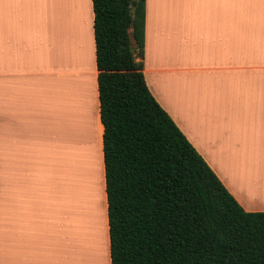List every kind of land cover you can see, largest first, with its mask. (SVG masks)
Returning a JSON list of instances; mask_svg holds the SVG:
<instances>
[{
  "label": "crops",
  "instance_id": "1",
  "mask_svg": "<svg viewBox=\"0 0 264 264\" xmlns=\"http://www.w3.org/2000/svg\"><path fill=\"white\" fill-rule=\"evenodd\" d=\"M88 1L85 27V13L77 9L70 26L64 1L56 0L60 19L44 30L35 14L43 0H0V264L60 263L50 251L53 226L37 221L36 207H21L17 216L5 200L8 168L27 165L26 176L34 178L41 157L53 166L55 151L63 147L66 171L67 136L73 148L91 151L92 129L102 166L105 263L111 264L94 14ZM131 45L138 60L133 38ZM142 61L151 93L230 193L246 211H264V0H145ZM201 72L211 75L209 97L206 90L186 86L188 74ZM224 143L241 151L238 158L220 155ZM250 157L258 158V165ZM88 168L91 186L90 162ZM71 256L76 260L75 253Z\"/></svg>",
  "mask_w": 264,
  "mask_h": 264
},
{
  "label": "trees",
  "instance_id": "2",
  "mask_svg": "<svg viewBox=\"0 0 264 264\" xmlns=\"http://www.w3.org/2000/svg\"><path fill=\"white\" fill-rule=\"evenodd\" d=\"M91 1L111 264H264V211L242 207L147 86L145 0Z\"/></svg>",
  "mask_w": 264,
  "mask_h": 264
},
{
  "label": "rangeland",
  "instance_id": "3",
  "mask_svg": "<svg viewBox=\"0 0 264 264\" xmlns=\"http://www.w3.org/2000/svg\"><path fill=\"white\" fill-rule=\"evenodd\" d=\"M54 1L56 3V0H43V7L37 6V11L35 12V14H39L38 23L40 24V22H42L44 24V30L46 28L50 27L52 24H57V22L60 19V16H61L60 13L61 12L59 11L58 6H55ZM63 1H64V3L62 5V9L64 10V12L67 11L66 13L69 14V18H70L69 24H70V26H72L71 25L72 24V15L75 16V19H76V13H77L76 0H75L74 4L72 3V0H63ZM59 4L60 3H58V5ZM81 7H82V9H84V13L86 15L83 19L84 20L83 21V25H84L83 27H85V25L87 24V18H88L87 8H89V1L88 0H82V6ZM60 9H61V7H60ZM49 20H50V22H49ZM76 22L77 21H75L74 27L77 28V31L79 33L80 31L78 30V27H76ZM66 25H67V22L65 21V26ZM66 29H67V27H66ZM131 31H132V28L129 29V33H130V36L132 39ZM78 35H80V34H78ZM76 44H77V41H76ZM186 77H187L186 86L191 87L193 90L196 89L199 92L206 90L207 97H209L208 88H209V85L211 83L210 72H208V73L201 72V73H197L195 75L188 74V76H186ZM182 83H183V81H182ZM190 91H192V90H190ZM210 120L211 119H208L207 121L209 122ZM93 131H94V129H92V131L90 132L91 133V145H92L91 151H87L86 149H83V147L73 148L72 146H70L71 137H70V135L67 136V144L68 143L69 144H68V152H67L68 153V160H67L66 171H65V167L63 165V159H64V148L63 147H62V150L60 153H57V151H55V155H54L53 162H52L53 166L48 165L49 160L45 159V157H41L40 165L38 164L35 167V169L37 170V174L34 178L30 179L29 176H26L28 174V172L30 171V167L27 165L21 166L18 164L19 162H17V164L12 165L8 168V176H7L8 180H7V184L5 186L6 187V190H5L6 193L3 194L4 197L6 194L8 195V197L5 200L12 202V206L14 208H16V210H17V216L20 215L19 210L21 207H24V208L36 207V209L38 211L37 221L43 222L44 225L50 224L53 226V228H54V231H53L54 241L52 243V248H50L51 249L50 251H52V254L54 255V257L58 256L57 258L60 260L59 264H69L70 263L69 259H72L71 258L72 252L75 253V256L77 255L79 258L84 259V255L85 254L87 255V253H88V251L86 249L88 244L81 245L82 243H84L83 239H81L82 238L81 236L84 233L83 230L84 231L89 230V229L91 230V228L93 226H96V225H94L96 222L95 219H94L95 222L92 221L93 210H96V203L93 204L92 200H91V194L93 192V190H92L93 187L91 188L92 192L90 194V187L91 186L86 184V182H87L86 178L88 176L86 173L89 169L88 168V162L93 160V156H96L95 158L98 160L97 163L100 164L101 174H102V166H101V162H100L99 146L96 143V137L94 136ZM67 134H68V132H67ZM62 141H63V138H62ZM224 144H225V147L220 150V151H222V152H220V155L225 156L227 159L229 157V154H230V157H231V155H234L236 158H238L241 151L233 149V146L228 145V143H224ZM203 145H207L206 140L203 141ZM97 148H98V150H95ZM85 154H87L85 156L86 159L83 158V156ZM210 154H211V152H210ZM82 158L84 159L82 162L83 164H81V161L78 160V159H82ZM89 158H90V161H89ZM248 160H250L252 163H256V165H258V158L251 159V157H250ZM78 164H79V166H78ZM83 166H85V168H83ZM249 166H250V163H248L247 166H245L244 168H246V170H249L248 169ZM78 168H80V169H78ZM235 180H236V177L234 176V181ZM73 182H74V186H73ZM235 183H236V181H235ZM85 185L89 186V192H86V190H85L86 186ZM66 186H67V189H66ZM80 188H82V190H80ZM77 191L83 193L82 196L80 197L82 199L81 200L79 199L80 201H82L81 204L77 200ZM83 191H85V192H83ZM101 192H102V199H103L102 203L104 205V194H103L102 181H101ZM86 198H89V201ZM69 199H70V201H69ZM88 203H92L90 205V208H89ZM102 203H101V205H102ZM71 205H72V207H71ZM80 205H81L80 208L76 207V206H80ZM73 206L76 207L77 210L79 208L78 211L76 210L78 212V214L77 213L74 214L75 211H72V210H75L73 208ZM101 207H103V206H101ZM14 208L12 209V216L15 218L16 213H15ZM87 209H88V214L86 213ZM85 210H86V212H84ZM101 210H102V208H101ZM70 212L72 213V215L70 214ZM90 212H91V214H90ZM29 215L30 214L28 213V217H29ZM76 215H78V217ZM103 215H104V211L102 212V216ZM89 218H91V219H89ZM71 220H72V222H71ZM77 220H79V221L77 222ZM102 220H104V218ZM73 222H76L77 224L73 223ZM103 223H104V221H103ZM89 224H90L91 228H90ZM80 225L82 228L79 227ZM76 226H78V228H76ZM104 228H105V226H104ZM57 230H58V234H59L58 239H57ZM79 230H82V232ZM90 230H89V233L95 231V230H93V231L92 230L90 231ZM94 234H95V232H94ZM72 236H74L75 241L72 239ZM93 237H95V236L93 234H91L90 240L93 241ZM102 239H103V243H101V248L103 247L102 244H104V256H103L104 259H103L101 264H106L105 263L106 249H105V242H104V229L102 232ZM92 241H90L91 244H92ZM93 245H95V244H92L91 247ZM84 252H85V254H84ZM91 253H92V251H91ZM45 254H47V253H45Z\"/></svg>",
  "mask_w": 264,
  "mask_h": 264
},
{
  "label": "bare ground",
  "instance_id": "4",
  "mask_svg": "<svg viewBox=\"0 0 264 264\" xmlns=\"http://www.w3.org/2000/svg\"><path fill=\"white\" fill-rule=\"evenodd\" d=\"M82 1V0H81ZM80 2V1H79ZM79 5V4H78ZM77 5V6H78ZM82 6V5H81ZM81 6H79L77 9H78V12H80V15L81 14H83L84 15V9H82V11H81ZM81 7V8H80ZM95 127V126H94ZM93 128V127H92ZM92 130H90V132H91ZM91 135V134H90ZM93 136V135H92ZM95 150H98V148L97 149H95ZM87 154H85L84 156H83V158L84 159H86V156ZM89 155V154H88ZM90 157V156H89ZM96 156H93V160H91L90 161V158H89V161H90V165H91V170H92V177H93V180H91V183H92V185H91V187H90V194H91V192H92V190H93V192H92V194H91V200H92V203L94 204V203H96V210H93V218H92V221L93 222H95V224L94 225H96V226H93L92 228H91V226H90V224H89V226H90V228H91V230L93 231V230H95V231H93V232H91L90 233V235L91 234H93L95 237H93V241L92 240H90V241H92V244H95V245H93L92 247L89 245V244H91V243H87L88 242V235H89V230H83V235L81 236L82 238L81 239H83V241H84V243H82L81 245H85V244H88L87 245V250L89 249L90 250V252L92 251V254H91V258H90V260H87V259H82V258H79L78 256L76 257V260L74 261V259H69L70 260V263L69 264H101L102 263V261H103V258H102V255L104 256V254H102L103 253V248L104 247H102L101 248V243H103V239H102V232H103V228H104V223H103V221L104 220H102L104 217V215L102 216V210H103V207H101V206H103V203H102V192H101V181H102V174H101V168H100V164L99 163H97V159L95 158ZM78 159L79 161H81V164H83L82 162H83V160L84 159ZM93 161V162H92ZM87 163V162H86ZM80 164V165H81ZM86 165V164H85ZM78 166H79V164H78ZM87 167V166H86ZM83 168H85V166H83ZM78 169H80V168H78ZM82 170V169H81ZM84 170V169H83ZM89 170V169H88ZM79 171V170H78ZM85 171V170H84ZM81 173V172H80ZM87 173H88V171H87ZM86 173V174H87ZM82 174V173H81ZM85 176V175H84ZM83 176V177H84ZM242 180V179H241ZM83 181V180H82ZM86 184H87V182H86ZM255 184V183H254ZM87 185H89V184H87ZM87 185H85L86 186V192H89V186H87ZM257 186H258V184H257ZM93 187V188H92ZM91 188H92V190H91ZM247 188V187H246ZM255 188V187H254ZM83 189V190H84ZM80 190H82V188H80ZM244 190V189H243ZM83 192H85V191H83ZM78 194V193H77ZM83 194V193H82ZM251 195V194H250ZM93 196V197H92ZM84 198V197H83ZM77 199H82V198H80V194L78 195V197H77ZM88 201H89V198H86ZM254 199H256L255 197H254ZM69 201H70V199H69ZM79 202V201H78ZM71 203V202H70ZM82 203V201H80V204ZM91 203V204H92ZM101 203H102V205H101ZM71 207H72V205H71ZM76 207H81V205L80 206H76ZM76 207H74L73 206V208L75 209V210H72V211H75V213L74 214H78V210H79V208H78V210H77V208ZM86 208V207H85ZM101 208H102V210H101ZM77 210V211H76ZM82 210V209H81ZM80 210V211H81ZM71 211V212H72ZM70 212V214L72 215V213ZM84 212H86V210L84 211ZM87 214H88V209H87V212H86ZM90 214H91V212H90ZM89 214V215H90ZM86 215V214H85ZM77 217H78V215H76ZM87 216V215H86ZM91 216V215H90ZM72 217V216H71ZM75 217V216H74ZM76 217V218H77ZM103 217V218H102ZM75 218V219H76ZM85 218V217H84ZM89 219H91V218H89ZM94 219H95V221H94ZM79 220H77V222H78ZM89 221V220H88ZM71 222H72V220H71ZM73 223H76V222H73ZM72 223V224H73ZM77 224V223H76ZM75 224V225H76ZM81 224V223H80ZM92 224V223H91ZM86 225V224H85ZM75 227V226H74ZM80 228H82L81 227V225L79 226ZM76 228H78V226H76ZM88 229V228H87ZM77 230V229H76ZM90 230V231H91ZM98 230V231H97ZM79 231H81L82 232V230H79ZM87 231V232H86ZM94 232H95V234H94ZM78 233V232H77ZM88 235H87V234ZM82 234V233H81ZM90 235H89V237H90ZM92 238V237H91ZM91 244V245H92ZM102 245H104V244H102ZM83 249V248H82ZM88 250V251H89ZM84 255V254H83Z\"/></svg>",
  "mask_w": 264,
  "mask_h": 264
}]
</instances>
